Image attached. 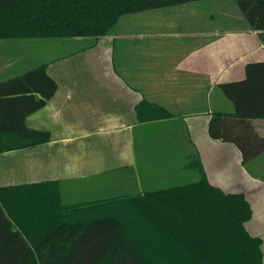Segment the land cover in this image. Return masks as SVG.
<instances>
[{"label":"trees","instance_id":"1","mask_svg":"<svg viewBox=\"0 0 264 264\" xmlns=\"http://www.w3.org/2000/svg\"><path fill=\"white\" fill-rule=\"evenodd\" d=\"M193 1L0 0V40L104 36L126 14ZM233 1L264 43V0ZM245 71L218 84L234 109L209 124L213 138L242 149L246 118H264V61ZM57 88L47 63L0 81V153L51 139L27 117ZM136 109L142 122L172 116L147 99ZM191 158L197 180L84 202L64 203L59 179L0 185V264H263V239L246 227V195L212 184L199 156Z\"/></svg>","mask_w":264,"mask_h":264},{"label":"crops","instance_id":"2","mask_svg":"<svg viewBox=\"0 0 264 264\" xmlns=\"http://www.w3.org/2000/svg\"><path fill=\"white\" fill-rule=\"evenodd\" d=\"M163 8L159 13L165 15H146L153 25L169 19L149 35L113 30L114 35L93 39L70 37L79 45L44 55L58 88L27 123L48 129L51 139L0 153L7 159L5 164L0 160V185L59 179L64 203L89 201H65L64 187L83 195L90 180L106 175L112 180L124 176L132 186L137 177L139 185L145 157L141 142L169 136L184 143V135L162 130L181 126L184 132L185 127L194 148L189 155L199 156L209 181L227 192H243L250 201L253 215L246 227L262 237L264 254V118H246L244 149L209 133L215 112L234 109L218 84L243 79L247 63L264 61V43L244 18L233 17L231 26L221 27L191 16V9L198 13L196 5ZM143 99L166 107L172 116L140 121L136 107ZM234 131L239 134L240 127ZM230 172L240 173L234 181L248 185L229 188L224 177Z\"/></svg>","mask_w":264,"mask_h":264},{"label":"rangeland","instance_id":"3","mask_svg":"<svg viewBox=\"0 0 264 264\" xmlns=\"http://www.w3.org/2000/svg\"><path fill=\"white\" fill-rule=\"evenodd\" d=\"M230 6L226 7L222 5V0H198L188 3V5H196L198 7V13L195 9H191L190 15H195L196 18L201 19L204 16L207 25L209 22L221 27L231 26L233 17H239L243 20L242 13L233 0L229 2ZM161 9H152L144 12L126 14L122 16L117 24L111 29L110 34L114 35L113 30L125 31L127 34L147 32L146 35L152 33L157 29H160L162 25H166L169 19L162 20L161 26L155 24L156 22H148L146 15L149 16L153 13L159 16L165 15L159 13ZM168 9V8H167ZM152 11V12H150ZM182 12V11H181ZM175 16H179L183 13H173ZM135 19H140V22H135ZM172 19H177L174 17ZM241 20V21H242ZM247 24L246 20L244 19ZM153 27V28H152ZM152 29V30H151ZM150 31V32H149ZM93 39V37H88ZM89 41V40H83ZM80 42H72L70 37L61 38H33V39H1L0 40V81L11 76L17 75L29 68H33L39 64L47 63L44 59V55L49 52L48 55L56 56L59 52L69 51L74 46H78ZM42 46V47H41ZM43 48V49H42ZM56 54V55H55ZM184 132L181 126L173 129L162 130L166 133H177L181 138L184 135V143L177 138L168 139L169 136H164L163 139L156 137L155 139L142 141V147H144L143 154L145 157H141V171H140V184L136 182L137 177L134 178V184L125 180L124 176H117L116 180L103 176L98 180H90L88 186L83 195H79V189L73 194L64 187L65 201H72L74 199L89 198L90 200L102 199L122 194H135L147 190H155L172 185L185 184L200 178L199 171L195 168L188 166L189 161L192 159L190 152L194 151L193 145L187 138V131ZM155 132V131H150ZM156 133V132H155ZM175 135V134H174ZM147 150L146 154L144 153ZM184 152V156L182 153ZM2 164L7 159L1 158ZM191 158V159H190ZM226 174V173H224ZM233 177H240L238 172H230L227 177L229 188L240 189L244 188L243 185H248L247 181H234ZM108 178H110L108 180ZM127 183V184H126ZM240 183V186L235 185ZM129 186V187H128ZM128 187V188H127ZM86 195V196H85Z\"/></svg>","mask_w":264,"mask_h":264}]
</instances>
